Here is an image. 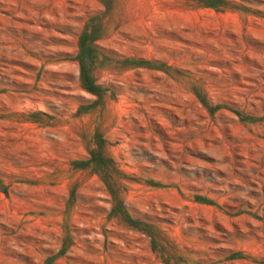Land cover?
I'll use <instances>...</instances> for the list:
<instances>
[{
    "label": "rangeland",
    "instance_id": "374dc122",
    "mask_svg": "<svg viewBox=\"0 0 264 264\" xmlns=\"http://www.w3.org/2000/svg\"><path fill=\"white\" fill-rule=\"evenodd\" d=\"M0 264H264V0H0Z\"/></svg>",
    "mask_w": 264,
    "mask_h": 264
}]
</instances>
